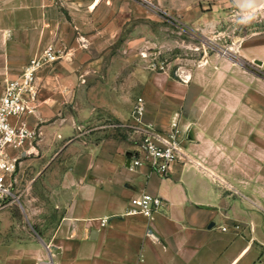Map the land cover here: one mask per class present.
<instances>
[{
    "label": "crops",
    "instance_id": "obj_1",
    "mask_svg": "<svg viewBox=\"0 0 264 264\" xmlns=\"http://www.w3.org/2000/svg\"><path fill=\"white\" fill-rule=\"evenodd\" d=\"M145 1L168 14L192 10L185 0ZM105 2L0 0V96L5 79L48 43L66 52L40 74L42 103L29 121L53 153L37 168L34 194L20 202L25 211H0V264H264V75L227 59L192 73L194 82L149 85L141 124L171 129L176 121L185 157L167 174L148 162L134 167L142 145L125 149L106 136L94 110L136 122L135 101L127 109L122 96L112 105L72 101L78 45L90 40L92 17ZM249 51L256 54L246 58L264 65V44ZM94 120V132L76 129ZM143 191L164 199L153 217L130 212Z\"/></svg>",
    "mask_w": 264,
    "mask_h": 264
},
{
    "label": "rangeland",
    "instance_id": "obj_2",
    "mask_svg": "<svg viewBox=\"0 0 264 264\" xmlns=\"http://www.w3.org/2000/svg\"><path fill=\"white\" fill-rule=\"evenodd\" d=\"M185 2L192 9L186 15L168 14L156 3L145 0L105 2L107 7L92 17L90 40L78 45L79 68L72 101L81 106L91 104V100L112 105L122 96L127 109L131 100L136 103L138 97L144 96L149 85L194 82L192 73L196 74L204 65L221 66L227 59L264 75L262 62L250 61L245 54L251 52L250 47L264 44V3L241 10L233 0ZM143 9L150 11L148 18ZM103 16L107 23L100 28L99 20ZM82 69H86V76L80 75ZM80 83L84 86L82 90ZM64 111L78 112L74 107H65ZM94 116L104 118L101 123L108 125L106 136L118 140L125 149H138L142 145L143 131L136 128L135 122H120L99 107L94 110ZM50 121L51 118L47 120ZM97 122L83 121L75 126L80 133L90 132ZM114 123L121 125L111 126ZM51 145L42 148L39 144V152L28 156L19 166L21 201L34 194L32 185L37 168L50 159ZM11 206L18 213L25 211L20 203Z\"/></svg>",
    "mask_w": 264,
    "mask_h": 264
},
{
    "label": "built area",
    "instance_id": "obj_3",
    "mask_svg": "<svg viewBox=\"0 0 264 264\" xmlns=\"http://www.w3.org/2000/svg\"><path fill=\"white\" fill-rule=\"evenodd\" d=\"M65 55L62 46L48 43L18 73L5 79L0 96V209L21 202L23 189L19 187L18 169L26 157L38 153L42 134L40 126L29 121L30 116L38 113L42 103L40 74ZM144 111L145 101L139 97L133 108V118L137 122L136 128L143 131L142 153L138 150L133 154L131 165L138 167L148 162L153 170L167 174L175 162L185 157L177 122L173 121L171 129L142 125ZM163 204L162 196L143 191L131 198L130 212L153 217ZM105 221L103 219L102 223ZM45 264L56 263L49 260Z\"/></svg>",
    "mask_w": 264,
    "mask_h": 264
},
{
    "label": "water",
    "instance_id": "obj_4",
    "mask_svg": "<svg viewBox=\"0 0 264 264\" xmlns=\"http://www.w3.org/2000/svg\"><path fill=\"white\" fill-rule=\"evenodd\" d=\"M241 10L256 8L264 3V0H233Z\"/></svg>",
    "mask_w": 264,
    "mask_h": 264
}]
</instances>
